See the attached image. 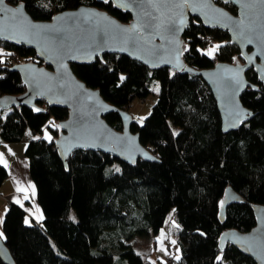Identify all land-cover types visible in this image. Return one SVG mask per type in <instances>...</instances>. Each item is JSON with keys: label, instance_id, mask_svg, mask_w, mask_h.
Here are the masks:
<instances>
[{"label": "trees", "instance_id": "obj_1", "mask_svg": "<svg viewBox=\"0 0 264 264\" xmlns=\"http://www.w3.org/2000/svg\"><path fill=\"white\" fill-rule=\"evenodd\" d=\"M8 1L24 3L33 18L42 20L80 4L100 6L123 21L132 18L112 1ZM225 6L236 12L234 4ZM215 33L224 42L210 55L200 46L212 42ZM183 35V56L193 67L242 59L229 33L207 28L197 16L190 18ZM26 61L44 64L33 48L0 41V94L26 90L19 71L11 69ZM72 66L121 109H128L135 96L146 97L152 81L159 79L160 92L150 113L131 123L159 162L141 159L129 165L111 154L76 150L65 166L55 140L60 121L68 117L67 107L48 106L38 98L36 107L17 105L0 112L5 140L18 141L29 129L33 134L25 150L45 215L42 225L28 224L25 210L15 203L4 215V242L16 264H144L134 238L159 233L172 211L182 252L175 264H257L232 244L225 251L219 247L225 231H251L257 221L253 204L264 205V85L255 67L246 71L255 86L241 95L253 115L225 132L216 98L200 74L169 66L151 69L116 52ZM106 118L123 128L117 111ZM47 128L50 138L43 134ZM7 176L0 164V186ZM229 187L244 200L229 205L222 223L219 213Z\"/></svg>", "mask_w": 264, "mask_h": 264}, {"label": "water", "instance_id": "obj_2", "mask_svg": "<svg viewBox=\"0 0 264 264\" xmlns=\"http://www.w3.org/2000/svg\"><path fill=\"white\" fill-rule=\"evenodd\" d=\"M112 1L113 6L132 15L123 21L111 11L80 4L57 12L50 19L33 18L24 3H0V41L31 47L44 64L37 61L16 62L26 85L19 94H0V112L24 105L36 107L38 98L49 106L69 109L60 121L61 131L55 140L60 159L68 166V158L76 150L100 151L135 165L138 160L159 159L131 130L139 120L128 109L107 101L95 87L89 86L74 71L72 63H90L104 53L116 52L138 59L151 69L169 66L176 71L200 74L212 89L222 119V130L239 128L253 112L242 102L241 95L254 87L246 71L255 67L264 85V2L261 0H97ZM234 4L236 12L225 4ZM22 10L13 13L5 9ZM245 5H250L245 7ZM198 17L208 28L229 33L239 46L242 59L220 60L210 68H196L186 63L184 31L191 17ZM182 21V23H181ZM120 113L123 128L111 125L106 114ZM244 200L232 187L225 193L219 218L226 220L231 203ZM256 225L249 231L231 229L220 236V250L234 245L240 252L264 264V205L253 204ZM0 259L16 264L4 240L0 238Z\"/></svg>", "mask_w": 264, "mask_h": 264}, {"label": "crops", "instance_id": "obj_3", "mask_svg": "<svg viewBox=\"0 0 264 264\" xmlns=\"http://www.w3.org/2000/svg\"><path fill=\"white\" fill-rule=\"evenodd\" d=\"M48 138L52 133L47 128L44 133ZM33 137L32 132L26 131L24 136L18 141L5 140L0 135V164H3L8 176L0 186V236L4 240L3 220L4 215L15 203L20 205L26 212V222L28 224L42 225L45 215L41 204L38 201V193L36 183L33 182L30 172V161L26 155V147L30 138Z\"/></svg>", "mask_w": 264, "mask_h": 264}, {"label": "rangeland", "instance_id": "obj_4", "mask_svg": "<svg viewBox=\"0 0 264 264\" xmlns=\"http://www.w3.org/2000/svg\"><path fill=\"white\" fill-rule=\"evenodd\" d=\"M217 34L218 33L214 34L215 39L209 42L208 45L200 46L203 52L213 55L220 48H216V46H220L224 42V39L222 37H217ZM150 89L152 91L146 95V97L142 98L135 96L131 100L128 110L133 116L143 119L150 113L160 92L159 79H154L152 81ZM174 216V211L169 213L166 218L167 221L159 233L134 238L132 243L139 254L142 255L144 264H167L168 257L171 256L174 259H178V257L181 256L182 252L178 241H176L178 222L174 220Z\"/></svg>", "mask_w": 264, "mask_h": 264}, {"label": "snow or ice", "instance_id": "obj_5", "mask_svg": "<svg viewBox=\"0 0 264 264\" xmlns=\"http://www.w3.org/2000/svg\"><path fill=\"white\" fill-rule=\"evenodd\" d=\"M225 2H228V0H225ZM261 2H264V0H261ZM0 3H3V0H0ZM249 6L250 5H245V7H249ZM22 8H23V5L21 4V5H19L18 9H16V10L7 8V9H5V11L11 12V13H13V16H15L16 12H19L20 10H22ZM181 23H182V21H181ZM219 47H220L219 45L216 46V48H219ZM0 236H3L2 232H0Z\"/></svg>", "mask_w": 264, "mask_h": 264}, {"label": "built area", "instance_id": "obj_6", "mask_svg": "<svg viewBox=\"0 0 264 264\" xmlns=\"http://www.w3.org/2000/svg\"><path fill=\"white\" fill-rule=\"evenodd\" d=\"M210 38H212V37L210 36ZM4 57H5V55H4L2 58L4 59ZM0 197H1V195H0ZM174 260H175V259H174L173 257L170 256V257L167 258V262H166V263H167V264H175V263H174Z\"/></svg>", "mask_w": 264, "mask_h": 264}]
</instances>
